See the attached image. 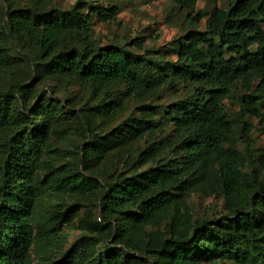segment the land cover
Here are the masks:
<instances>
[{
  "label": "trees",
  "instance_id": "obj_1",
  "mask_svg": "<svg viewBox=\"0 0 264 264\" xmlns=\"http://www.w3.org/2000/svg\"><path fill=\"white\" fill-rule=\"evenodd\" d=\"M173 1L190 26L181 36L175 58L160 55L164 74L150 82L191 86V92L166 105L164 114L177 132L178 146L188 166L206 167L211 159L218 163L221 193L229 209L220 217L200 219L185 227L172 223L178 230L148 245L141 255L148 254L152 264H197L216 259L264 264V172L243 173L237 158L224 147L232 133L224 100L237 87L244 89L239 93L240 110L255 117L264 132V0H231L225 7L213 6L209 12L195 9L198 0ZM85 5L101 19L112 18L117 12L115 6H93L86 0H76L67 10L7 6L0 35L30 40L36 47L34 62L48 72L75 73L97 84L124 80L137 87L142 78L137 70L142 56L129 48L118 42L62 44L73 28L84 23L80 10ZM202 18V29L191 27ZM22 57L31 60L26 53ZM11 66L8 53L0 46V67ZM32 92L31 82L0 84V134L5 136V155L0 162V264H28L34 241L33 208L44 195L52 194V188L99 191L96 226L109 224L110 240L104 241L105 253L93 257L92 264H122L120 248L113 242L129 238L135 223L153 221L167 211L175 197L169 188L175 182L174 169L162 163L104 181L93 174L72 172L57 177L54 184L46 177L37 178L36 163L47 140V127L59 111L43 94L28 105ZM251 129L249 121L240 119L239 133L248 158ZM94 143L91 139L82 146L84 156L91 155ZM181 182L186 179L178 184ZM64 214L71 221L67 212ZM60 230L61 223L42 229L44 249H49L48 240ZM77 243L75 240L59 251L48 264H78L85 251Z\"/></svg>",
  "mask_w": 264,
  "mask_h": 264
},
{
  "label": "rangeland",
  "instance_id": "obj_2",
  "mask_svg": "<svg viewBox=\"0 0 264 264\" xmlns=\"http://www.w3.org/2000/svg\"><path fill=\"white\" fill-rule=\"evenodd\" d=\"M75 1L0 0V25L7 6L67 10ZM86 1L93 6H115L117 12L112 18L101 19L85 5L80 10L84 23L73 28L62 44L118 42L129 48L142 56L137 68L142 78L137 87H130L124 80L97 84L75 73L48 72L34 62L36 47L30 40L24 37L10 39L3 34L0 35V46L5 48L12 66L8 69L0 67V84L31 82L33 92L28 105L33 104L39 94L46 95L57 105L59 115L52 118L47 127V140L36 163L37 178L46 177L49 184H54L57 177L67 172L93 174L104 181L162 163L174 169L175 182L169 184V188L175 197L167 211L153 221L135 223L130 228L129 238L113 242L115 247L122 249L118 250L122 264H152L151 257L141 253L155 241L173 235L178 229L172 223L185 227L193 221L220 217L229 209L221 193L218 163L211 159L206 167L188 166L178 146L177 132L164 114L166 105L191 92V86L181 82L171 85L161 80L150 82L153 77L164 74L160 55L175 58L176 47L190 23L173 0ZM230 1L198 0L195 9L209 12L213 6L225 7ZM191 27L202 29L204 18ZM23 53L30 62L22 57ZM243 91L242 87H237L224 100L232 125L230 139L224 147L237 158L243 173H260L264 172V132L255 117L240 110L239 93ZM240 119L252 124L249 133L251 158L246 155V143L239 133ZM118 135L120 139H117ZM4 138L0 134V162L5 155ZM91 139L95 143L87 157L82 146ZM183 178L186 182L179 185ZM51 191L52 194L44 195L33 208L34 241L28 252V264H48L75 240L85 251L84 259L78 264H92L93 257L105 253L104 241L110 240L109 224L102 228L96 226L99 191L57 188ZM70 204L74 205L67 209ZM65 212L71 221L66 220ZM59 223L61 230L48 240L49 249H44L40 241L42 229ZM197 264L232 263L227 259H216Z\"/></svg>",
  "mask_w": 264,
  "mask_h": 264
}]
</instances>
